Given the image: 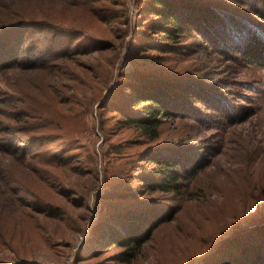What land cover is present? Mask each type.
<instances>
[{"label":"rangeland","instance_id":"374dc122","mask_svg":"<svg viewBox=\"0 0 264 264\" xmlns=\"http://www.w3.org/2000/svg\"><path fill=\"white\" fill-rule=\"evenodd\" d=\"M171 1L190 24L177 52L147 47L154 0H68L57 12L71 30L24 42L21 58L37 65L0 68V262L199 264L227 236L211 264L264 255V64L241 53L255 35L264 41L262 0ZM60 49L76 52L52 59ZM128 85L176 107L155 141L104 101L134 94ZM240 106L251 114L233 121ZM152 147L181 156L180 191L142 185ZM33 196L66 208L78 227L47 220L36 233L18 219ZM156 219L138 256L122 261L112 241Z\"/></svg>","mask_w":264,"mask_h":264},{"label":"trees","instance_id":"16d2710c","mask_svg":"<svg viewBox=\"0 0 264 264\" xmlns=\"http://www.w3.org/2000/svg\"><path fill=\"white\" fill-rule=\"evenodd\" d=\"M68 0H9L4 7L0 6V68H9L14 66L33 67L37 62H31L25 58H21L22 52H26L31 46H24L26 40H31L38 33L41 34L43 29L50 32L54 30H71L72 20L58 14V10L67 12ZM260 15L264 17V0L261 2ZM188 21V20H187ZM148 30L146 32V42L148 48L153 49L156 53L162 55L177 52L180 45L179 37L185 32V27L190 25L183 22L178 14V9L171 0H154L149 17L146 21ZM258 35H261L259 31ZM251 40V39H250ZM247 46L242 47V57L248 62L264 64V41L255 35ZM55 41V40H54ZM8 54H5L4 50ZM76 49H60L54 52L52 59L70 60L75 54ZM32 55H35L34 53ZM29 61V62H28ZM134 94H123L122 101H117L115 94L106 96L104 101L108 102V106L115 109L125 124L134 127L139 134L148 141H155L159 137L160 126L166 118L176 117L177 110L172 106L164 94H154L150 92H139L128 85ZM130 107V109H128ZM238 113L235 114L233 121H241L244 117L251 114L249 106H240L236 108ZM183 117V116H182ZM22 133V130H17ZM144 160H150L152 166L148 168V173L142 177L143 186L146 190H160L166 192H178L182 189V175L186 172L182 171L184 161L181 156L174 152H160L157 147H152V154H146ZM36 173H39L36 172ZM71 188L70 184H65ZM72 201H77L70 196V192H65ZM37 198L33 196V200L29 201L27 210H20L18 219L23 223H28L32 228L41 235L45 228L47 220L58 221L64 223L70 230L76 229L78 226L73 222L71 214L68 210L60 205L55 206L53 202L42 199L37 202ZM40 204V205H39ZM81 205L89 209L87 204L81 201ZM152 222V223H151ZM156 220L145 221V232L135 233L128 231L125 237L112 244H120L124 246L121 252V258L124 262L134 260L140 253V249L144 243L151 237L155 228ZM62 231H60L61 234ZM229 236L221 239L210 250L214 252ZM2 239V237L0 236ZM231 239H228V242ZM3 245H7L6 240H1ZM246 251V249H235ZM202 257L199 264H211L206 260L207 256ZM257 256V257H256ZM250 264H264V255H255ZM227 264H246L238 262L234 256L228 257ZM209 262V263H208ZM0 264H6L0 262ZM221 264V263H220ZM222 264H225L224 262Z\"/></svg>","mask_w":264,"mask_h":264},{"label":"built area","instance_id":"2783aa9c","mask_svg":"<svg viewBox=\"0 0 264 264\" xmlns=\"http://www.w3.org/2000/svg\"><path fill=\"white\" fill-rule=\"evenodd\" d=\"M63 264H71L70 262H65V263H63Z\"/></svg>","mask_w":264,"mask_h":264}]
</instances>
